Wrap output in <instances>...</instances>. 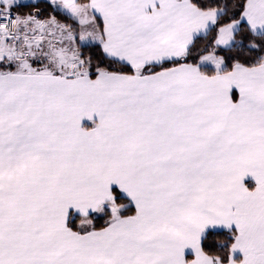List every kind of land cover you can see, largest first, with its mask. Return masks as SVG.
Returning a JSON list of instances; mask_svg holds the SVG:
<instances>
[{
  "label": "snow or ice",
  "instance_id": "snow-or-ice-1",
  "mask_svg": "<svg viewBox=\"0 0 264 264\" xmlns=\"http://www.w3.org/2000/svg\"><path fill=\"white\" fill-rule=\"evenodd\" d=\"M0 264H264V0H0Z\"/></svg>",
  "mask_w": 264,
  "mask_h": 264
}]
</instances>
